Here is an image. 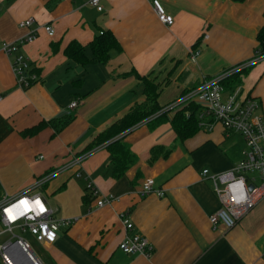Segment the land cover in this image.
<instances>
[{
  "label": "crops",
  "instance_id": "0c3cea01",
  "mask_svg": "<svg viewBox=\"0 0 264 264\" xmlns=\"http://www.w3.org/2000/svg\"><path fill=\"white\" fill-rule=\"evenodd\" d=\"M158 1L173 16L172 24L158 20L152 0H100V10L88 0H0V43L36 28V37L21 50L38 74L20 88L0 50V203L38 192L55 217L76 218L57 231L53 243L36 241L43 253L32 251L41 264H264V184L250 188L253 205L232 228L208 220L221 201L201 171L231 168L245 148L242 136L214 122L180 139L170 119L186 103L166 107L204 77L256 56L264 0ZM30 17V28L18 25ZM45 23L52 25L51 35ZM101 31H110L119 43L105 62L81 64L66 55L65 47L75 40L92 58L88 44ZM195 48L198 55L190 59ZM246 67L238 86L258 99L264 118V58ZM140 75L158 83L157 101L164 107L113 138L127 144L134 163L112 177L103 142L80 166L65 167L132 105L146 100ZM68 116L67 123H58ZM42 122L35 133H23ZM146 178L163 194L140 195ZM87 181L100 196L111 195L110 202L97 206ZM122 211L150 241L149 256L118 248ZM0 225V234L6 233Z\"/></svg>",
  "mask_w": 264,
  "mask_h": 264
},
{
  "label": "built area",
  "instance_id": "2783aa9c",
  "mask_svg": "<svg viewBox=\"0 0 264 264\" xmlns=\"http://www.w3.org/2000/svg\"><path fill=\"white\" fill-rule=\"evenodd\" d=\"M88 3L100 10V0H88ZM158 20L164 24H172L174 18L167 14L158 0H152ZM33 18H27L18 22L20 27L32 25ZM44 31L51 35L53 27L49 23L42 25ZM206 36V35H204ZM36 37V28L12 41H2L0 50L8 56L17 85L26 88L37 81L38 74L33 70L32 63L21 50L22 47ZM198 49L190 52V59H195ZM264 58V54L254 56L249 62L237 67L251 64L253 61ZM236 68H230L221 73L204 77L198 86L189 90L178 100L166 107H172L180 103L194 102L198 105V126L211 129L214 122H219L223 130L238 133L245 142L241 158L229 169L221 172H210L202 169V175L210 179L215 185V192L221 201V207L208 216L210 224L214 227L223 226L232 228L237 220L253 205V196L249 185L254 186L259 181L264 184V118L258 99L248 93L242 92L240 86L233 91H228L222 85V80ZM0 96V100H1ZM72 101L70 106H75ZM91 150V149H90ZM89 150L72 158L65 167L80 166ZM78 168H76V172ZM77 175H80L77 172ZM86 190L93 198L96 205L101 207L110 202L112 196H100L98 189L92 181L86 182ZM155 192L162 195L160 188H155L153 178H146L139 188V194L145 195ZM124 234L118 242V248L128 254H142L149 256L152 251L150 241L144 235L134 230V225L127 212L119 214ZM76 218H57L53 210L47 205L44 198L38 192L22 193L12 198H7L0 203V221L3 225L2 232L12 233L14 229L28 232L34 240L42 244H51L57 237V231L61 227L72 224ZM25 248H32L29 242L22 236L12 235ZM10 238V239H11ZM0 243L1 264H13L10 257L4 251V246L10 241Z\"/></svg>",
  "mask_w": 264,
  "mask_h": 264
},
{
  "label": "trees",
  "instance_id": "16d2710c",
  "mask_svg": "<svg viewBox=\"0 0 264 264\" xmlns=\"http://www.w3.org/2000/svg\"><path fill=\"white\" fill-rule=\"evenodd\" d=\"M242 1V0H236ZM256 49L255 54H264V23L259 28L256 35ZM93 57L88 59L84 53V46L79 42L72 40L65 47V53L69 58L75 62L85 64L86 62H105L108 59V50L110 48H118L119 43L115 36L110 31H101L98 35L89 42ZM248 67H244L237 72H232L222 80V85L228 91H233L242 81V76L247 72ZM138 78L143 83V92L146 100L141 103H135L130 109L119 119L111 123L106 129L99 133L81 152H86L103 142H107V149L111 155L110 160V174L112 177H120L131 164L134 163L136 157L134 153L128 148L127 144L121 139H113L116 135L126 131L140 121L153 116L160 112L164 106L157 101L158 83L147 76L140 75ZM198 105L194 102H189L185 106L176 110L170 119L173 130L177 137L185 139L191 136L198 129L197 119ZM162 112L155 119L161 118ZM70 119L62 118L59 124L64 125ZM45 123H40L23 131L25 134H33L40 129Z\"/></svg>",
  "mask_w": 264,
  "mask_h": 264
},
{
  "label": "water",
  "instance_id": "95a60500",
  "mask_svg": "<svg viewBox=\"0 0 264 264\" xmlns=\"http://www.w3.org/2000/svg\"><path fill=\"white\" fill-rule=\"evenodd\" d=\"M252 186L249 185V189ZM4 251L10 257L13 264H41L37 256L25 248L17 239L5 244Z\"/></svg>",
  "mask_w": 264,
  "mask_h": 264
},
{
  "label": "rangeland",
  "instance_id": "374dc122",
  "mask_svg": "<svg viewBox=\"0 0 264 264\" xmlns=\"http://www.w3.org/2000/svg\"><path fill=\"white\" fill-rule=\"evenodd\" d=\"M244 67H246V66H243L241 68L237 67V66L234 67V68H236L235 72L241 70ZM12 235L22 236L24 239H26L29 242L31 248L34 251L43 253L41 245L34 240V237L32 235H30L28 232H21L18 229H14L12 233L6 232L3 234H0V242L1 243L4 242L7 238L11 237ZM0 264H1V261H0Z\"/></svg>",
  "mask_w": 264,
  "mask_h": 264
}]
</instances>
